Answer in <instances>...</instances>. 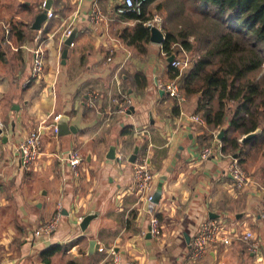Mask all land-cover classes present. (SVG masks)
Returning <instances> with one entry per match:
<instances>
[{
    "label": "crops",
    "instance_id": "obj_1",
    "mask_svg": "<svg viewBox=\"0 0 264 264\" xmlns=\"http://www.w3.org/2000/svg\"><path fill=\"white\" fill-rule=\"evenodd\" d=\"M108 1L51 0L52 15L48 10L35 30L45 0H0V264H45L41 251L52 244L68 248L54 253L51 264H108L113 252L122 255V264H264V152L249 170L244 164L255 143L233 155L223 150L201 159L206 145H222L216 137L220 128L189 119L202 114L200 95L186 94L180 104L157 88L158 79L172 77L170 55L151 38L143 49L128 45L123 30L137 20L123 17L114 0ZM93 6L102 12L98 23L90 19ZM68 29L74 38L70 46ZM38 36L47 59L34 79L31 51ZM125 95L133 108L122 113L115 98ZM62 117L75 131L53 130ZM33 129L40 132L43 150L30 168L21 167L17 146ZM112 145L114 159L107 156ZM137 145V158L146 159L156 185L167 174L156 202L158 239L147 236L153 209L132 188L134 165L128 158ZM77 148L85 159L75 177L64 157ZM231 155L252 179L243 189L229 172ZM60 206V226L35 237L34 230ZM90 213L96 216L83 228L78 217ZM208 217L226 218L232 241L211 247L194 263L190 242ZM249 229L259 241L257 252L243 239Z\"/></svg>",
    "mask_w": 264,
    "mask_h": 264
},
{
    "label": "trees",
    "instance_id": "obj_2",
    "mask_svg": "<svg viewBox=\"0 0 264 264\" xmlns=\"http://www.w3.org/2000/svg\"><path fill=\"white\" fill-rule=\"evenodd\" d=\"M193 1L198 7L211 6L218 17L229 18L231 27L221 30L218 38L181 74L180 86L188 96L200 95L198 107L208 125L213 128L228 126L222 149L233 155L264 138V84L259 77L250 76L264 61V0ZM149 3L142 15L121 14L137 20L133 27L123 30L122 36L128 45L143 49L150 40V29L144 24ZM174 43L187 49L194 45L187 28L178 32L167 28L163 50L171 53ZM170 72L172 77L179 75L175 68L171 67ZM259 126L263 128L259 136L246 142H240L239 136L234 134L243 135ZM65 247L68 248L60 244L45 247L41 251L43 263L51 264V256ZM70 264L78 263L72 261Z\"/></svg>",
    "mask_w": 264,
    "mask_h": 264
},
{
    "label": "built area",
    "instance_id": "obj_3",
    "mask_svg": "<svg viewBox=\"0 0 264 264\" xmlns=\"http://www.w3.org/2000/svg\"><path fill=\"white\" fill-rule=\"evenodd\" d=\"M150 0H118L116 3V11L119 14L135 12L138 15H142L144 13V9L149 3ZM49 16L52 15V11L49 10ZM146 15L148 13L146 12ZM102 12L97 6H93L90 12V19L93 22L98 23L101 21ZM164 22V18L155 13L153 16H148L147 19L144 21V24L149 29L153 26L162 30V25ZM71 30L68 29L65 31L64 35L65 38L71 34ZM163 32V31H162ZM39 40V36L36 37ZM73 45V42L71 43ZM172 52L168 53L167 51L164 54H169L170 56L174 54L173 59L170 61V65L179 71V75L175 77L168 78L167 80L158 79L157 81V88L163 91L165 94H168L170 97L175 98L178 103H183L186 101L187 95L184 90L180 86L179 77L186 69L191 67L195 58L191 59V54L187 51L185 47L180 45L179 43L172 44ZM32 68H31V75L34 79H39L41 73L45 67V60H46V51L42 45V41L38 43V45L32 49ZM110 59V57H109ZM31 79L27 80L26 82H30ZM98 92H92L91 101H89V105H93L94 99L96 98ZM116 102L118 103V109L122 113H127L130 111V106L132 101L125 95L123 100H119L118 97L115 98ZM189 119L200 125L202 127L208 126L205 116L200 113H191L189 114ZM1 126V123H0ZM53 130L56 133L59 132L58 124L55 122L52 124ZM21 153V165L22 167L29 168V165L36 161L42 153V140L39 130L33 129L29 131L22 139L19 141L17 146ZM214 152H219L223 154L222 145H206L200 154L201 159L208 158ZM121 158V154L118 155ZM231 163L229 165V172L234 180V185L239 188L243 189V187L247 186L252 182V179L249 176L248 171L246 168L238 161L237 157L230 156ZM85 156L82 154L79 148L77 149H69L64 157L65 162L68 166L71 167L73 175L78 177L80 175L81 163L84 161ZM133 177H132V188L143 196L144 200L147 202H155L153 200V194L156 189V181L154 178V174L149 167L145 158L136 160L133 162ZM263 195H264V186H261ZM264 197V196H263ZM262 214L264 215V198L262 201ZM62 217V206L56 211V213L48 220L44 221L41 225H39L34 230L35 237H43L52 234L61 223ZM82 215L78 217V220L82 219ZM149 232L151 236L160 238L161 236V223L160 218L157 215L152 214L149 216ZM243 239L249 241L250 249L253 252L259 251V241L256 239V235L252 230H246L243 233ZM232 241V234L229 231V225L227 221H223L218 218L208 217L207 219L200 222L192 240L190 242L189 248V256L193 259H199L204 257L208 254V251L211 247L218 245V244H229ZM114 257L108 262V264H122L123 258L122 255L119 253L113 252ZM133 264V263H132Z\"/></svg>",
    "mask_w": 264,
    "mask_h": 264
},
{
    "label": "rangeland",
    "instance_id": "obj_4",
    "mask_svg": "<svg viewBox=\"0 0 264 264\" xmlns=\"http://www.w3.org/2000/svg\"><path fill=\"white\" fill-rule=\"evenodd\" d=\"M106 2L109 1L106 0ZM117 2L118 0H114V3ZM41 9H45L44 4L42 5ZM147 13L148 16H153L155 13H157L164 18L162 31L165 37L167 28L172 30L173 32H178L179 30L184 28H187L189 30L190 40L193 42L194 45L192 49H186L191 54V59H196L201 54H203V51L206 50L218 38L221 30L228 29L231 27V20L229 18H227L226 16L218 17L214 14L213 8L211 6L204 5L202 7H198L193 0H154L148 6ZM39 42L40 40L37 42V45ZM42 45L43 47L45 46L44 42H42ZM159 57L162 58V56ZM250 76L253 78L259 77L261 83L264 84V61L262 62V65L259 70L256 72H251ZM214 104H216V102H214ZM234 134L239 136L238 133ZM262 152H264V138H261L260 141L255 143L253 148H249L250 155L246 159L247 163L244 164L248 170L253 168V166L257 162V158ZM123 158L124 160H127V157L125 155ZM81 167L82 165L80 166V169ZM141 199H143V196H141ZM148 203L153 209L152 214L157 215V203L153 201ZM221 220L225 221L226 218H221ZM219 245L223 244H218L217 246ZM189 259V261H192L194 263L197 262L191 257Z\"/></svg>",
    "mask_w": 264,
    "mask_h": 264
},
{
    "label": "water",
    "instance_id": "obj_5",
    "mask_svg": "<svg viewBox=\"0 0 264 264\" xmlns=\"http://www.w3.org/2000/svg\"><path fill=\"white\" fill-rule=\"evenodd\" d=\"M51 0H45V9L44 10H41L40 12L37 13L36 17H35V20H34V23H33V29L35 30H38L39 28H41V25H42V22L44 21V19H46L47 17V12L48 10L51 8ZM150 38L152 41L154 42H158V43H163V41L166 39L165 35H163V32L161 29L157 28L156 26H153L150 28ZM74 38H73V34L71 33L68 37H66V40H65V44L67 46H70L71 43L73 42ZM67 47L64 48L63 52H62V56H63V61L65 62V58L67 57L66 54H67ZM174 57V54H172L170 57H169V60L171 61ZM163 92V91H162ZM133 106L131 105L130 106V109H132ZM130 112V111H129ZM227 128L228 126L227 125H223V127H221L218 131H217V134H216V137L219 141H222L225 134H226V131H227ZM58 129H59V133L60 134H65V133H69L71 131H75L74 129V126L73 125H69L68 124V120L66 117H62L61 119H59L58 121ZM262 127L259 126L256 130L254 131H251V132H248V133H245L241 136V138L239 139L240 142H246L250 139H253L257 136H259V134L262 132ZM3 133L2 131V128L0 127V135ZM4 139H6V137H4ZM138 151H139V145L136 146V148L134 149V151L132 152V154L129 156L128 160L129 162H134L137 158V154H138ZM109 158L111 159H114V157H116V146L112 145V147L110 148V151L107 155ZM173 167V165L170 167L169 170H171ZM165 180H167V174H161L158 178V183L156 185V189H155V192L153 194V200L155 202H160V198H161V195H162V190H163V185L164 183L166 182ZM96 214H87L85 215L83 218H82V221H81V226L83 228H86L88 226V224L90 223L91 219L93 217H95ZM147 236L151 237V234L150 232L148 231L147 232ZM96 241L95 240H92L91 241V246H90V252L93 251V248H94V245H95Z\"/></svg>",
    "mask_w": 264,
    "mask_h": 264
}]
</instances>
